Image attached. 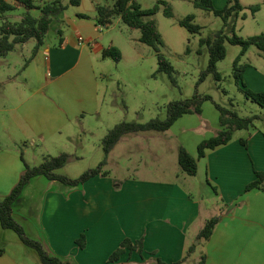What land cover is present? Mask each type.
<instances>
[{
    "label": "crops",
    "instance_id": "1",
    "mask_svg": "<svg viewBox=\"0 0 264 264\" xmlns=\"http://www.w3.org/2000/svg\"><path fill=\"white\" fill-rule=\"evenodd\" d=\"M212 1L220 10L229 0ZM114 2L96 0L92 14L78 12L66 18L72 32L65 35L59 25L62 43H45V38L18 79L13 74L0 79V113L5 115L6 132L0 137V197L18 183L25 162L36 166L63 153L72 155V160L104 158L101 143L113 127L106 124V96H101L97 65L109 59L103 58L105 48L120 46L96 41L104 39L96 5ZM240 3L246 9L236 26L239 19L248 18L249 6L260 4L261 9L251 15L264 34V0ZM244 13L247 16L242 19ZM243 64L244 84L240 85L264 92V57ZM205 133L195 140L196 152L187 148L198 164L196 176L182 175L188 186L170 178L121 179L106 168L108 176L99 175L79 186L37 176L15 203L14 218L51 255L73 264H110L109 257L126 238L142 240L143 254L127 250L114 264H158L157 259L173 264L182 261L191 246H196L194 252L181 264H201L203 255L205 264H264V190L246 191L256 171L264 172V130L256 123L236 130L228 144L199 158V144L214 136L207 138ZM126 136L105 167L111 166ZM215 216H220V222L210 239L198 241L206 222ZM82 234L86 241L81 248L77 240ZM3 243L0 264H25L17 258L19 248L6 240Z\"/></svg>",
    "mask_w": 264,
    "mask_h": 264
},
{
    "label": "rangeland",
    "instance_id": "2",
    "mask_svg": "<svg viewBox=\"0 0 264 264\" xmlns=\"http://www.w3.org/2000/svg\"><path fill=\"white\" fill-rule=\"evenodd\" d=\"M6 1L15 5L16 8L6 13L5 17L0 14V28L4 18L13 23L19 22L29 11L23 5H16V0ZM34 1L36 5H42L52 0ZM61 1L67 6V9L58 18L61 22L54 21L46 35L45 43H60L59 25H63L61 29L65 35L72 32V28L66 22V18L69 16H75L78 12L92 14L95 11L96 0H83L81 7L71 6L70 0ZM100 1L103 4L114 2V0ZM136 1L143 9H152L159 0ZM162 1L169 3L173 17H166L164 6H161L160 11L153 18L162 39V44L159 45L160 52L174 68L172 75L159 72L157 53L152 47L140 42L141 32L139 30L131 29L118 18H115L108 28L103 27L100 30L104 39L101 40L97 37L96 41L104 43L105 46L114 42L120 46L118 48L122 52L120 62L107 59L104 60V64L97 65V70L101 74V96H106L104 104L106 106V124L112 128L122 121L146 123L156 117L165 119L168 103L191 98L196 91L201 95L211 96L212 100L204 102L201 115H184L168 132L129 134L125 138L126 141L116 150L111 166L105 168L121 179L129 178V176L170 178L187 185L182 177L187 174L182 172L178 163V148L184 144L186 148L194 149L196 152V139L203 138L205 132L207 138L219 132L220 112L216 108V104L234 110L243 117L261 116V119L255 122L261 130H264V109L248 100L241 90V85L239 86L236 82L234 61L240 54V46L226 43L227 56L218 63V70L222 76L221 81H217L212 74H209L204 81H200L202 73L208 67L210 58L207 46L201 45V39L214 37L224 26L222 18L212 12L197 8L194 5L195 0ZM30 12L37 17L40 15L39 10ZM247 13L248 18L244 21L239 19L236 26L237 35L243 38L263 32L262 27L253 19L250 11ZM188 15L195 16L193 24L201 28L200 33H190L180 26V21ZM147 19L145 18V20ZM233 21L234 19H231V23ZM229 35L231 36V34ZM35 45L36 41L31 39L25 44L17 45L15 50L6 57H0V79H5L8 74H13L18 79L31 61ZM259 56L264 57V53L256 47H251L241 64L244 62L255 63ZM109 110L111 111L109 112ZM4 120L5 115L0 113L1 138L6 135L3 130ZM14 134L16 135V133ZM20 146L24 147L23 144ZM102 160L103 156L83 160L74 159L57 172L70 178H77L85 171L96 168ZM124 160L127 161V165L123 164ZM1 199L3 198L0 197ZM0 233H3L0 237L1 248L6 240L10 246L20 249L21 254L17 255L19 261L25 264H42L37 250L25 245L15 231L4 229L1 222Z\"/></svg>",
    "mask_w": 264,
    "mask_h": 264
},
{
    "label": "trees",
    "instance_id": "3",
    "mask_svg": "<svg viewBox=\"0 0 264 264\" xmlns=\"http://www.w3.org/2000/svg\"><path fill=\"white\" fill-rule=\"evenodd\" d=\"M20 5L25 6L29 11L19 22H10L4 18L0 28V57H6L13 52L17 45L25 44L31 39L36 41L33 50V56L37 53L40 47L44 44L46 35L55 20L67 9L61 0H52L45 2L42 5H36L34 0H16ZM72 6H79L81 0H70ZM194 5L197 8L204 9L208 12L214 13L216 16L222 18L224 22L223 28L218 31L214 37L201 39V45H205L209 51V64L207 69L202 73L200 81L212 74L217 81L222 80L221 73L218 70V63L224 60L227 56L226 43L237 45L241 47L240 54L234 61V76L236 82L244 84L243 72L246 69L245 64H241V58L251 47H256L258 50L264 52V34L254 35L248 38H243L236 33V19L240 17L246 7H244L240 0H229L223 9H216L212 0H195ZM164 6V14L166 17H173V11L168 2L159 0L152 9H143L136 0H115L112 6L97 4V24L102 27H107L112 24L113 19L120 18L131 29H137L141 32L140 42L152 47L156 53L159 64V72H166L172 75L174 68L167 58L160 52L159 45L162 44L161 35L158 30L157 23L153 18ZM15 5L8 3L6 0H0V14L5 17V14L13 11ZM252 15L256 14L261 5L256 4L247 8ZM39 10L40 15L34 16L30 11ZM246 14L242 15V19L246 18ZM80 17L88 18L87 15L80 14ZM145 18H148L145 20ZM194 15H188L180 21V26L187 29L190 33H200L201 28L193 24ZM231 19L234 21L231 23ZM62 34V31H59ZM231 34V36L229 35ZM62 43V40L60 41ZM103 58H109L115 62H120L122 59V52L117 46H110L103 50ZM241 90L246 98L264 109V92H255L246 89L245 85H241ZM212 100L209 95H201L197 91L191 97L183 100L172 101L166 107V117L161 119L159 117L153 118L146 123L126 122L122 121L116 124L102 140V149L104 158L96 167L85 171L77 178H70L66 175L59 174L57 171L65 167L73 158L72 155L63 153L56 157H47L41 164L31 166L25 161V170L21 174L18 183L13 187L11 192L0 201V222L4 229H10L17 233L21 241L37 250L42 264H73L70 261L64 260L59 256L51 255L38 241L31 239L25 228L14 218L13 208L17 200L20 198L24 188L30 181L37 176H45L50 180H56L70 186H79L89 181L90 179L101 176H108V172L104 171L107 165L108 157L114 150L116 145L122 138L129 134H139L146 132H166L184 115L198 114L201 115L202 106L205 101ZM216 108L220 112L219 123L221 130L209 139L203 140L198 146V156L202 158L206 151L215 149L219 146L228 144L236 130L248 129L253 127L255 122L261 119V116H240L236 111L224 108L216 104ZM243 145H247L246 140H241ZM178 163L182 170L189 176H196L198 172L197 159L185 147H180L178 153ZM254 189L264 190V172L256 171V179L247 185L246 191ZM220 222V216H215L209 219L203 229L198 234V241L209 240L212 236L216 226ZM85 235L82 234L77 240V243L82 248L85 246ZM196 246H191L187 252V256L179 262L173 264H181L184 262L195 250ZM129 250L131 253L137 251L143 254V241L137 240L133 242L130 238L122 241L120 246L109 257V263L114 264L118 262L121 256ZM3 251H0V254ZM158 264H166L160 259H157ZM206 263V256H202L201 264Z\"/></svg>",
    "mask_w": 264,
    "mask_h": 264
},
{
    "label": "built area",
    "instance_id": "4",
    "mask_svg": "<svg viewBox=\"0 0 264 264\" xmlns=\"http://www.w3.org/2000/svg\"><path fill=\"white\" fill-rule=\"evenodd\" d=\"M80 43H84V39L83 38L80 39Z\"/></svg>",
    "mask_w": 264,
    "mask_h": 264
}]
</instances>
